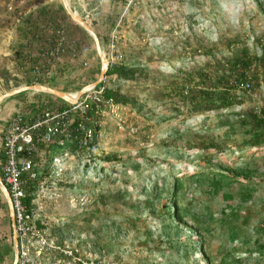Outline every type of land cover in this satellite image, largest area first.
<instances>
[{
	"label": "rangeland",
	"instance_id": "rangeland-1",
	"mask_svg": "<svg viewBox=\"0 0 264 264\" xmlns=\"http://www.w3.org/2000/svg\"><path fill=\"white\" fill-rule=\"evenodd\" d=\"M10 1L0 0V96L35 84L75 96L90 88L100 77L102 62L93 38L72 19L64 1L48 0L51 17L41 22L42 32L33 40L18 29L29 17V6L43 0H14V10L8 9ZM68 2L104 39L100 46L108 66L137 70L128 80L116 75L102 80L130 102L103 103L101 113L87 119L98 132L84 152L74 146H37L39 177L30 192L31 214L17 233L8 194L0 185V264L14 262V232L23 238L17 264H264V159L251 166L258 168V183L253 199L235 210L237 218L228 211L222 219L231 200L212 197L202 183L184 185L181 206L189 216L179 233L164 205L175 176L209 164L236 167L246 156H264V146L246 151L243 158L196 146L214 140L237 149L247 137L242 121L251 110L264 107V0ZM61 39L62 54L42 57ZM245 48L253 59L241 81L250 87L235 88L234 107L213 109L180 94L183 86H205L201 74L210 75L218 87L220 75L234 82L242 70L232 72L227 61ZM34 67L42 70L43 79L51 71L52 79L39 83ZM49 94L29 89L0 102V145L16 114L38 118L45 106L70 103ZM61 153L66 154L58 166L55 158ZM107 154L120 160L106 162Z\"/></svg>",
	"mask_w": 264,
	"mask_h": 264
},
{
	"label": "trees",
	"instance_id": "trees-1",
	"mask_svg": "<svg viewBox=\"0 0 264 264\" xmlns=\"http://www.w3.org/2000/svg\"><path fill=\"white\" fill-rule=\"evenodd\" d=\"M51 13L52 10L50 5L43 6L42 8L38 9L35 14H31L32 17H27L26 19H24L23 22L25 23L19 25V32L23 33V36L27 39L29 38V40L37 38L42 32V29H40V24H42L41 22L48 21V19H50L51 17ZM98 38L101 43L104 42V39L100 35H98ZM262 56V59L264 60V48ZM233 59L232 61H227V64L230 63L232 65V72L237 73V70L239 68L242 70L240 73H238L237 77L234 80L241 81L242 79H247L248 74L246 73V71L250 68L253 59L248 50L246 48L242 49L240 55ZM134 68L135 67L133 66L125 64H110L105 75H116L121 79L128 80L135 77L137 70ZM200 76L202 78L201 82L205 84V86L201 87L195 84L193 85L191 90L186 89V86H183L181 88H178V90H180V94L186 96V98L188 99L190 98L192 103H203L210 106L209 108L213 109H230L234 107V105L236 104V98L234 97L233 92L236 86L233 84V82L229 83L228 81H226L225 75H220V77H218L216 81L222 84V86L218 87L214 85V83H211L212 78L210 75L204 74V77L201 74ZM239 77H241V79ZM49 78L52 79V75L48 76V78H41L39 80V83H45L46 81H48L46 79ZM97 87H104L103 97L105 99H112L114 103L121 104L130 102V99L122 95L118 90L105 87L104 83L102 82L98 84ZM22 93L23 92L16 94V96ZM49 95L57 98V96L55 95ZM71 106L72 104L66 102V106L64 107L45 106L43 107L42 111L46 109L64 110L70 108ZM87 117H89L90 120V118H93L95 116L93 112H88V115H84L79 111L69 113L67 116H65L63 120H61V123L64 125L63 132L59 136V139L62 140L64 144L55 142L51 145L58 146L60 150H66L67 148H73L72 146H74L81 152H84L89 147H92V145L96 141L98 132L97 125L92 127V136L87 147H84L81 143L82 138L85 136V132L79 127V125L80 123L88 124ZM32 118L36 117L32 116ZM242 122L244 127H247V137H245V140L242 144L236 147L237 149L226 145L224 142L220 143L214 140H202V143L200 145H196L197 148L202 151L214 149L216 153H239V158H243V154L246 151L252 149L256 150L257 148H261L262 146H264V107L260 110H251L248 113V118L244 119ZM88 125L92 126L91 124ZM0 155L3 162V155L1 152ZM259 159H264V156L257 157V155L252 154L242 159V161L236 167L229 168L227 166L221 165L220 163H217V165L209 164L208 166L205 165L193 173H186L183 176H175L167 188V194L170 196V200L164 205L166 206V213L168 215V218L172 221V223L176 224L175 228L177 232H180V226H187L188 224L186 218L189 216V214L185 212L181 206V200L184 198V185L186 182L202 183L204 185L207 184V186L209 187L208 192L212 197H227L228 200H231V202L222 209L221 215H223L222 219H224V216L229 211L230 216L234 219L237 218L235 210L243 206L248 201L252 200L254 197V193L256 190L254 185L258 183L257 181L255 182V178L258 175V168L253 169V167L251 168V166L254 161ZM118 160H120V157L117 154H107L104 157V161L106 162ZM0 175L2 176L1 167ZM32 184L33 182L26 187V196L24 198V203L27 205V207H30V201L32 199L30 195V192L34 188ZM28 213L31 214L30 210H28ZM210 216L214 217L215 215L211 214ZM192 218L196 222L201 221V217H199L198 215H193ZM190 228L195 230L193 226ZM196 232L199 233V229H196ZM232 234L233 235H231V239L236 240L237 232H233ZM1 257L2 253L0 248V259Z\"/></svg>",
	"mask_w": 264,
	"mask_h": 264
},
{
	"label": "built area",
	"instance_id": "built-area-1",
	"mask_svg": "<svg viewBox=\"0 0 264 264\" xmlns=\"http://www.w3.org/2000/svg\"><path fill=\"white\" fill-rule=\"evenodd\" d=\"M14 0H11L8 4V9L14 10ZM43 26V25H42ZM63 31V30H58ZM64 40L56 42L52 51L49 50L42 52V57L57 58L64 52ZM42 51V49H41ZM33 73L36 80H40L42 70L38 67H34ZM47 75L51 76V71H47ZM233 84L236 88H248L250 84L234 80ZM94 91L93 95L89 92ZM104 87L91 86L86 88L81 95V99L71 103L70 108L64 110L58 109H46L42 112L38 118H25L22 114H16L9 122L6 133L3 137V141L0 145V152L3 155L2 164V179L8 190V195L12 200L15 210L13 227L15 232H18V228L21 230V223L26 221L30 214L27 210V205L24 203L26 196V187L30 183L37 181L39 173L35 168L34 156L36 148L39 144L51 145L55 142L64 144L59 136L63 132V124L61 120L69 113L79 111L84 115H88V112H93L94 115L100 114L102 111V104L107 103L111 106H115L112 99H105L103 97ZM89 119V117H87ZM79 127L85 132V136L82 138L81 143L84 147H87L89 140L92 136V127L87 123H80ZM64 154L57 158L58 166L64 162ZM57 166V164H56ZM57 166V167H58ZM18 237L19 243L22 245L23 238ZM20 255V252H19Z\"/></svg>",
	"mask_w": 264,
	"mask_h": 264
},
{
	"label": "water",
	"instance_id": "water-1",
	"mask_svg": "<svg viewBox=\"0 0 264 264\" xmlns=\"http://www.w3.org/2000/svg\"><path fill=\"white\" fill-rule=\"evenodd\" d=\"M64 1V4L68 10V13L71 15L72 19L77 23L79 24L80 26H82L90 35L91 37L93 38L94 40V43L96 45V49H97V52H98V55L100 57V60L102 62V69H101V72H100V77L94 81L90 86H96L98 84H100L106 74V71H107V68H108V60L105 58V54L100 46V41H99V38L96 34V32L94 31V29L86 22L85 19H83L82 17H80L77 13H74L72 12V10L70 9L69 6L66 5V0H63ZM29 89H36V90H41V91H45V92H48L50 94H53L57 97H60L66 101H69L70 103H73L75 101H77L81 95L84 93V89L81 90L73 99H71L69 97V95L64 92V91H61L59 89H56V88H53V87H49V86H45V85H41V84H35V85H25V86H21L17 89H13L11 91H9L8 93H5L4 95L0 96V102L4 99V98H7V97H11V96H14L16 94H19L21 92H24V91H27ZM0 185L3 189V191H5V193L8 194V190L3 182V179H2V176L0 175ZM7 200H8V208H9V212H10V216L12 218V222L14 221V207H13V203H12V200L11 198L9 197V195H7ZM13 239H14V244H15V252H16V255H15V259H14V262L13 264H17L18 262V257H19V241H18V237H17V234L14 232L13 234Z\"/></svg>",
	"mask_w": 264,
	"mask_h": 264
},
{
	"label": "crops",
	"instance_id": "crops-1",
	"mask_svg": "<svg viewBox=\"0 0 264 264\" xmlns=\"http://www.w3.org/2000/svg\"><path fill=\"white\" fill-rule=\"evenodd\" d=\"M48 2V0H43L41 1V3H38L39 5L35 4L33 6H29V17H32L31 14H35L38 9L42 8L45 5H48Z\"/></svg>",
	"mask_w": 264,
	"mask_h": 264
},
{
	"label": "bare ground",
	"instance_id": "bare-ground-1",
	"mask_svg": "<svg viewBox=\"0 0 264 264\" xmlns=\"http://www.w3.org/2000/svg\"><path fill=\"white\" fill-rule=\"evenodd\" d=\"M66 5L69 6V2H68V0H66ZM68 95H69V97H70L71 99H73V98L75 97V95H70V94H68Z\"/></svg>",
	"mask_w": 264,
	"mask_h": 264
}]
</instances>
